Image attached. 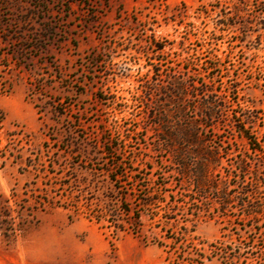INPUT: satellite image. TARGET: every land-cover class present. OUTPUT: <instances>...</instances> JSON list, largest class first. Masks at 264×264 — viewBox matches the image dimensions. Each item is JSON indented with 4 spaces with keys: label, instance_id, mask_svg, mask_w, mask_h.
Wrapping results in <instances>:
<instances>
[{
    "label": "rangeland",
    "instance_id": "obj_1",
    "mask_svg": "<svg viewBox=\"0 0 264 264\" xmlns=\"http://www.w3.org/2000/svg\"><path fill=\"white\" fill-rule=\"evenodd\" d=\"M249 1L235 16L240 0H0V210L30 219L16 234L0 220V264H178L175 246L225 264L218 241L244 263L262 257L241 203L224 215L205 199L194 217L166 190L181 185L164 129L182 125L220 148L224 179L249 161L246 191L264 197V0ZM175 74L187 92L174 103ZM200 83L223 105L212 118ZM150 193L160 201L145 207ZM108 204L112 216L92 217Z\"/></svg>",
    "mask_w": 264,
    "mask_h": 264
},
{
    "label": "trees",
    "instance_id": "obj_2",
    "mask_svg": "<svg viewBox=\"0 0 264 264\" xmlns=\"http://www.w3.org/2000/svg\"><path fill=\"white\" fill-rule=\"evenodd\" d=\"M249 2V0H240V2L230 6V9L225 13V15L233 13L235 16H239L243 11L244 6L249 5ZM227 9L228 8L226 7V10ZM225 18L227 21V26H230L231 24L233 25V23L230 22V17ZM246 27L249 29L248 26ZM162 48V46L156 44L157 50H162ZM206 66L209 73L213 72L217 68L214 65H209V63H206ZM170 77L171 78L168 85L164 86L171 94L170 98H175V103L176 99L181 100L185 96L187 92V85L184 79H181L177 74L173 76L170 75ZM193 86L197 90L202 87L201 93L203 98L206 100L204 106L209 111L208 113H206V116L210 118L214 117L216 110H221L223 108V105L219 103V99L216 98L219 97V95L215 93L216 89H209L208 85L204 83H200V85L194 84ZM145 88L147 90L146 85ZM150 96L154 97V94L150 93ZM161 104L166 106V103L164 101ZM161 104L159 103L158 106H160ZM159 111V113L161 114L162 110L160 109ZM162 121L165 122L163 119ZM212 125L213 124H210V126ZM241 132L249 141L252 140V136L250 135L248 130L241 129ZM164 133L166 134L165 143L167 149H169L172 154L171 163L174 166L172 171L170 172H173V175L179 176L181 185V191H178L177 193L175 192V189H166L167 191H170V200L168 202L170 210L175 211L176 208L188 207L192 210L189 214H192L194 217H198L203 210H206V208H211V205L205 201L212 199V203L218 202L220 204L219 208L222 209L223 214L227 215V209L229 208L231 203L235 201L241 203L242 209L244 211V217L242 218L244 220H251L255 222V228L257 230L259 242H261L258 245L261 246L262 257L256 263L252 261L251 264H264V197H258L256 193L253 192V189L252 191H246V186L252 185L251 181L245 180V176L249 172L248 163L250 162L247 160L241 161L239 163V171L234 172L228 170L224 179V176L220 173L221 171L216 172L218 166L221 164L220 162L223 154L221 153L219 147L210 146L212 147L210 148L206 145V143H204V139H202L199 135L198 127L196 129V127L194 126L188 128L180 125L173 128V130L164 129ZM195 146H197L198 149ZM253 149L254 151H262L261 148L258 147ZM241 176L243 177L240 178ZM112 180L114 181L116 179L112 177ZM256 181L257 186L255 190L260 192V190H262V187L264 186V181L260 182L259 178H257ZM221 183H224L226 186L222 187ZM231 184H233L234 187H241V191H239V193L233 197L228 192L229 185ZM162 185L171 187L173 186V181H166ZM196 195H200L203 199H199L198 197H196ZM1 196L3 195L1 194L0 197ZM19 197L20 195L16 193L14 189L12 192V196L10 198H7L6 201L7 203H9L11 199H14L16 203H18ZM38 198L39 199H37L35 203L38 205H44L46 203H56L55 196L47 195V197H44L40 195L38 196ZM26 201H28V199ZM158 201H160V199L156 196V193H150L143 199L145 207L152 206ZM106 208V210L96 209L95 213L91 214L92 217L96 218L98 221H101L108 216H112L111 213L110 215H108V212H110V205L108 204ZM29 214L31 215V213ZM0 220L2 223L6 221L9 224V230L12 232V234H16L25 230L26 225L30 219L23 212H18L16 216H12L10 211L6 214L2 213V211L0 210ZM191 220L193 219H186V221ZM111 223H113V221H111ZM113 224H115V226H117L118 228H121V225H117V223L115 222ZM220 243L221 242L219 241L217 243H211L210 246L213 252H216L218 254H220L219 251L221 252V256L225 261V264H249L242 261L241 255L239 253L235 254L230 252L229 249L231 250V248L224 242H222L221 244ZM174 250L179 260L178 264H195V262H197L198 264H203L204 261H199L198 258L204 259L205 257H207L210 260L212 258L205 253H199V257L197 256V259L194 260V258H192L191 256L185 257V255L182 254V252L184 251L180 250L179 247L175 246Z\"/></svg>",
    "mask_w": 264,
    "mask_h": 264
}]
</instances>
